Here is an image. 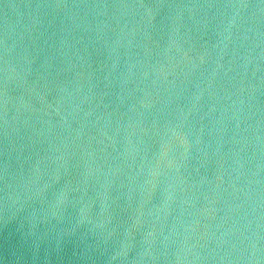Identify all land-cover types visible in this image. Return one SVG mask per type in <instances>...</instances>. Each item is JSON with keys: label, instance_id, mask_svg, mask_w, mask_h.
I'll return each instance as SVG.
<instances>
[{"label": "water", "instance_id": "obj_1", "mask_svg": "<svg viewBox=\"0 0 264 264\" xmlns=\"http://www.w3.org/2000/svg\"><path fill=\"white\" fill-rule=\"evenodd\" d=\"M0 264H264V0H0Z\"/></svg>", "mask_w": 264, "mask_h": 264}]
</instances>
